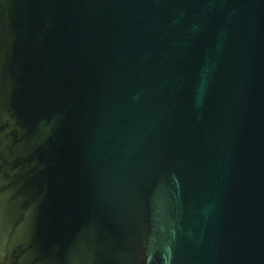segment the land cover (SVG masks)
Wrapping results in <instances>:
<instances>
[{"label":"water","instance_id":"1","mask_svg":"<svg viewBox=\"0 0 264 264\" xmlns=\"http://www.w3.org/2000/svg\"><path fill=\"white\" fill-rule=\"evenodd\" d=\"M0 264H264V0H0Z\"/></svg>","mask_w":264,"mask_h":264}]
</instances>
